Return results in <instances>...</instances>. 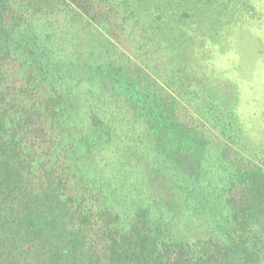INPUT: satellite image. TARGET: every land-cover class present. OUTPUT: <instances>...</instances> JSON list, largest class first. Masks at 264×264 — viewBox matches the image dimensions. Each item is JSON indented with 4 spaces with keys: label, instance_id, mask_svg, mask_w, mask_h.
<instances>
[{
    "label": "trees",
    "instance_id": "obj_1",
    "mask_svg": "<svg viewBox=\"0 0 264 264\" xmlns=\"http://www.w3.org/2000/svg\"><path fill=\"white\" fill-rule=\"evenodd\" d=\"M254 1L0 0V264H264V147L215 67Z\"/></svg>",
    "mask_w": 264,
    "mask_h": 264
},
{
    "label": "rangeland",
    "instance_id": "obj_2",
    "mask_svg": "<svg viewBox=\"0 0 264 264\" xmlns=\"http://www.w3.org/2000/svg\"><path fill=\"white\" fill-rule=\"evenodd\" d=\"M253 5L261 14L258 22L244 23L232 33L225 32L227 47H223L224 53L216 51L223 55L217 57V64L213 62L227 98L236 94L240 100L237 114L243 124L242 137L248 147L243 154L247 157H252L250 149L254 145L264 147V0H255ZM142 168L155 203L169 201L163 180L146 165Z\"/></svg>",
    "mask_w": 264,
    "mask_h": 264
}]
</instances>
